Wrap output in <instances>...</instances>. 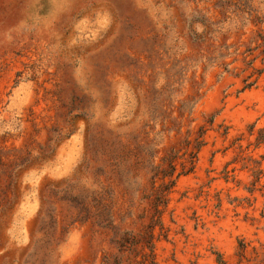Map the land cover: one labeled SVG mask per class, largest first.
Masks as SVG:
<instances>
[{"label":"rangeland","instance_id":"1","mask_svg":"<svg viewBox=\"0 0 264 264\" xmlns=\"http://www.w3.org/2000/svg\"><path fill=\"white\" fill-rule=\"evenodd\" d=\"M262 128L264 0H0V264H264Z\"/></svg>","mask_w":264,"mask_h":264},{"label":"trees","instance_id":"2","mask_svg":"<svg viewBox=\"0 0 264 264\" xmlns=\"http://www.w3.org/2000/svg\"><path fill=\"white\" fill-rule=\"evenodd\" d=\"M257 144L264 145V128L260 129L258 132Z\"/></svg>","mask_w":264,"mask_h":264},{"label":"clouds","instance_id":"3","mask_svg":"<svg viewBox=\"0 0 264 264\" xmlns=\"http://www.w3.org/2000/svg\"><path fill=\"white\" fill-rule=\"evenodd\" d=\"M20 27H21V28H27V27H29V23H28V21H27V20H25V21H21Z\"/></svg>","mask_w":264,"mask_h":264}]
</instances>
